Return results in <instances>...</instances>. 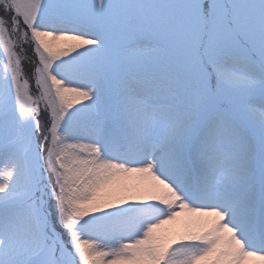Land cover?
I'll return each instance as SVG.
<instances>
[{"label": "snow or ice", "instance_id": "obj_1", "mask_svg": "<svg viewBox=\"0 0 264 264\" xmlns=\"http://www.w3.org/2000/svg\"><path fill=\"white\" fill-rule=\"evenodd\" d=\"M0 264H264V0H0Z\"/></svg>", "mask_w": 264, "mask_h": 264}]
</instances>
